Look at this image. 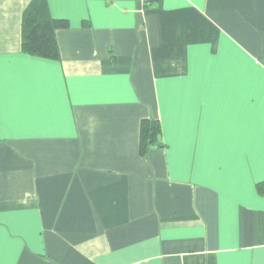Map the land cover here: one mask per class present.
<instances>
[{"label": "crops", "instance_id": "crops-1", "mask_svg": "<svg viewBox=\"0 0 264 264\" xmlns=\"http://www.w3.org/2000/svg\"><path fill=\"white\" fill-rule=\"evenodd\" d=\"M31 1L0 0V264H264V0H48L58 60Z\"/></svg>", "mask_w": 264, "mask_h": 264}, {"label": "trees", "instance_id": "trees-1", "mask_svg": "<svg viewBox=\"0 0 264 264\" xmlns=\"http://www.w3.org/2000/svg\"><path fill=\"white\" fill-rule=\"evenodd\" d=\"M22 22V50L34 57L58 60L60 49L56 32L69 25L66 19L50 15L48 0H32L25 9ZM162 125L159 120L144 119L140 131V154L146 157L152 147L162 146Z\"/></svg>", "mask_w": 264, "mask_h": 264}]
</instances>
